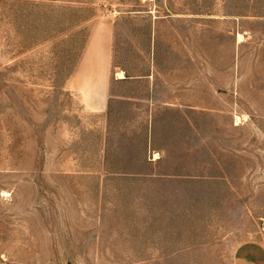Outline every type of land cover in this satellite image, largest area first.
Returning <instances> with one entry per match:
<instances>
[{
	"label": "rangeland",
	"instance_id": "rangeland-1",
	"mask_svg": "<svg viewBox=\"0 0 264 264\" xmlns=\"http://www.w3.org/2000/svg\"><path fill=\"white\" fill-rule=\"evenodd\" d=\"M103 9L0 0V264H234L264 236V0H157L186 16L164 35L194 47L210 89L178 134L161 117L147 176L89 163L96 119L68 89Z\"/></svg>",
	"mask_w": 264,
	"mask_h": 264
},
{
	"label": "crops",
	"instance_id": "crops-1",
	"mask_svg": "<svg viewBox=\"0 0 264 264\" xmlns=\"http://www.w3.org/2000/svg\"><path fill=\"white\" fill-rule=\"evenodd\" d=\"M97 1L104 9L92 19L68 82L85 113L96 119L88 128L89 163L131 167L113 173L106 168L113 175L147 176L138 166L160 164L167 152L159 145L161 117L172 111L180 121L173 129L169 125L172 133L188 128L195 100H203L195 96L198 82L207 91L209 79L203 83L202 75L195 77L192 45L165 38L169 25L186 16L155 11L157 0H135L142 8H123L131 3L121 0ZM171 29L177 31L176 25ZM234 264H264V236L240 243Z\"/></svg>",
	"mask_w": 264,
	"mask_h": 264
},
{
	"label": "bare ground",
	"instance_id": "bare-ground-1",
	"mask_svg": "<svg viewBox=\"0 0 264 264\" xmlns=\"http://www.w3.org/2000/svg\"><path fill=\"white\" fill-rule=\"evenodd\" d=\"M121 73V72H120Z\"/></svg>",
	"mask_w": 264,
	"mask_h": 264
},
{
	"label": "built area",
	"instance_id": "built-area-1",
	"mask_svg": "<svg viewBox=\"0 0 264 264\" xmlns=\"http://www.w3.org/2000/svg\"><path fill=\"white\" fill-rule=\"evenodd\" d=\"M264 225V224H263Z\"/></svg>",
	"mask_w": 264,
	"mask_h": 264
}]
</instances>
